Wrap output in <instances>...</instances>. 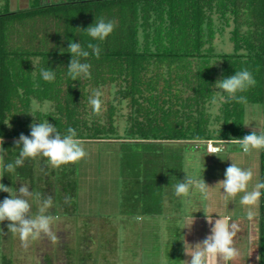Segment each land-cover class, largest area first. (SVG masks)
I'll return each mask as SVG.
<instances>
[{"label": "trees", "instance_id": "1", "mask_svg": "<svg viewBox=\"0 0 264 264\" xmlns=\"http://www.w3.org/2000/svg\"><path fill=\"white\" fill-rule=\"evenodd\" d=\"M31 1L35 6L27 10L0 5V139L7 151L5 163L18 156L14 140L21 133L30 135L29 125L35 119L28 115L32 102L41 107L48 102V113H34L36 122L47 119L62 135L74 128L88 153L86 168L98 166L102 152L118 157L113 186L119 194L116 217L130 214L133 219L140 212L157 215L164 200L177 199L174 185L183 180L185 145L194 147L195 142L208 140L235 144L234 139L252 132L244 128L246 105L258 106L264 120V0H58L39 6L40 0ZM37 16L55 23L53 33H48L47 26L43 32L53 40L54 49L40 47L30 53L23 48L30 43L25 41L27 36L35 38ZM95 18L116 23L103 42L75 29H86ZM230 26L233 51L216 53L213 40L225 36L223 31ZM69 41L85 48L89 42L100 44L98 58L91 50L88 58H82L91 64L90 78L72 81L68 75ZM32 58L40 59L35 68ZM217 62L219 66L214 65ZM42 68L55 70V80L45 82L40 76ZM243 69L252 73L256 84L236 94L245 101L223 94L219 114L213 118L208 107L216 81ZM108 85L114 92L104 111L102 105L99 112L87 114L88 94ZM86 87L87 95L80 90ZM196 150L207 153L204 148ZM80 161L49 167L45 175L40 157L28 159L22 168L0 172L4 175L0 183L16 189L25 183L43 195L49 191L53 206L48 214L72 217L82 207L76 178ZM261 168L264 181V149ZM81 172L85 185H92V174ZM69 196L70 205L64 203ZM5 198L9 194L0 191V202ZM30 203L36 214V204ZM260 217L264 229V195ZM9 223H0V264H11L1 251L2 231ZM65 247L63 243L55 246L63 260L60 264H73Z\"/></svg>", "mask_w": 264, "mask_h": 264}, {"label": "clouds", "instance_id": "2", "mask_svg": "<svg viewBox=\"0 0 264 264\" xmlns=\"http://www.w3.org/2000/svg\"><path fill=\"white\" fill-rule=\"evenodd\" d=\"M116 27L115 21L104 18H95V22L89 25L84 31L93 40L103 42ZM71 54V60L67 66L68 75L72 81L79 80L80 77L90 78L91 64L82 62V58H88L91 54L97 58L102 51L99 43L89 42L85 48L82 43L69 41L68 48ZM35 68V64L32 62ZM216 64V63H215ZM214 64V65H215ZM35 74V70L32 71ZM40 76L45 82H52L56 78L55 70L51 68H42ZM256 80L252 73L247 69L236 71L234 75L218 79L215 88L218 90L217 95L223 98V94H227L233 99L245 101V97H237L238 92L246 91L249 87L254 86ZM74 86V85H73ZM102 92L95 90L89 98V104L94 112H99L102 107ZM50 106L48 102L41 107L35 100L32 102V108L28 115L35 119L29 125L30 135L20 134L19 138L14 140L15 149H19V153L14 162L5 163L7 151L3 148V138L0 139V172L11 173L17 168H22L26 160L40 157L43 160L41 164V172L47 175V169L60 168L62 165L76 163L84 159L88 153L80 139L77 138V132L74 128L69 127L66 134H61L56 126L44 121L36 122L34 115L37 111L48 113ZM10 126V125H9ZM248 126V124H245ZM221 140V139H220ZM238 142L244 153L253 150L264 149V131H252L245 135L242 139H234ZM222 142H229L221 140ZM46 166V167H45ZM186 175L183 180H178L174 185L175 195L182 199L185 206L191 205V194L196 191L200 194L202 201H211L213 199V190H219V195L223 202V206L227 209L230 202L236 200L239 195V204L247 208L246 218L249 222L256 217V207L259 204L261 196L264 195V181H257L254 184V171L252 168L241 167L239 164L232 162L225 170V178L217 182L212 187L205 180L190 175ZM4 175H0L2 180ZM252 185L251 188L249 187ZM30 186L21 183L16 189L7 187L0 183V191L9 194L10 198H5L0 202V223L10 221L7 225L8 231L12 234H18L22 247L27 250L32 242L48 239L53 244L59 241L55 225L59 217L48 214V210L53 206V196H45L42 193H34L29 191ZM223 189V192H221ZM36 198L39 202L38 212L32 214V205L30 200ZM65 204L70 205L71 197H66ZM204 212L206 222L211 225V234L195 244H190L187 239L182 236L183 251L190 259L182 260V264H229L240 256V251L234 246V238L239 232V225L231 221L228 215H221L219 212L213 211L209 214L207 208L201 210ZM199 212V211H196ZM192 212L184 218L181 230L188 229L191 232L195 223V216ZM213 213L218 215V219L213 221ZM137 220L142 217H136ZM251 253L249 254V256ZM259 260L260 257H257ZM161 264H166L162 258Z\"/></svg>", "mask_w": 264, "mask_h": 264}, {"label": "rangeland", "instance_id": "3", "mask_svg": "<svg viewBox=\"0 0 264 264\" xmlns=\"http://www.w3.org/2000/svg\"><path fill=\"white\" fill-rule=\"evenodd\" d=\"M55 1L40 0L36 5L39 6L41 2L47 4ZM6 3L7 8L10 10L17 8L27 10L31 6H35V3L31 0H7V2L6 0H0V5H5ZM226 18L228 22H231L228 16ZM231 29V26L227 29L225 28L223 31L225 36L219 38V35L218 40L213 42L216 53L227 54L233 51L232 43L229 40V31ZM49 33L53 32L49 31ZM35 37H39L41 40V35H35ZM42 39L46 40L48 36H44L43 34ZM37 41L33 42V44H38ZM23 50L30 53L38 52L36 47L33 46H27ZM38 59L35 61H38ZM215 65L219 66V62ZM87 90L88 87L84 90L86 91V95L88 94ZM99 90L102 92L103 108H101L104 111L106 103L110 98L112 99L114 91L109 90V85ZM215 90V96H213L212 103L208 107V112L212 114L213 118L219 114V103L222 100L221 96L217 95L218 90ZM88 95L89 97L92 96L90 94ZM91 107L89 103H86L85 109L87 114H90V110H93ZM244 116V128L246 130L259 132L262 130L261 127L264 120L258 106L256 108V106L246 105ZM245 124H248V126H245ZM222 145L229 147L231 144L225 143ZM235 145L236 151L241 153V145L238 142ZM183 155L185 158L182 161L184 173L182 179H184L185 172H187L198 178L203 177L207 184L214 182L209 172H213L212 169L215 171L216 163L212 162L211 166H209V157L203 150H196L191 144L185 145ZM249 155H256L259 160L261 157V153H252V151L249 152ZM240 156L236 154L233 159L237 164L240 161L242 162V156L239 158ZM97 158L98 166L94 167L93 170L86 168L90 164L87 159H82L78 163L76 178L78 185H81L78 187V197L80 196L82 198V207L77 208L72 217L61 215V218L57 220L55 230L58 232L59 241L53 244L48 239L37 240L32 242L31 246L25 250L21 245L18 234L14 235L8 229H3L1 251L6 260H10L11 264H46L45 262L47 260L48 262H52V264H60V261L63 263V260L59 253L56 254L55 246L63 243L66 245L65 251L72 256L73 264H161L162 258L166 261V264H181L179 254L183 250L181 246L182 241L181 238H177L176 236H181L182 224H174V222L167 225L158 216L150 219L144 216L145 213L142 212L138 215H133V219L130 217V214L127 218L117 219L115 203L118 201L119 194H116L113 186L116 181L114 175H116L115 170L118 166V157H112L102 152ZM217 163L220 166V170H225L229 167L225 163L222 164L218 161ZM258 164H260L257 169L261 172V174L259 172V180L261 181L263 169L261 168V160ZM252 166V161L246 163L247 168H252ZM84 170L92 174V180L94 181L92 185H85V178L81 177L84 176V173L81 172ZM251 186L250 184L249 187L251 188ZM29 191L32 190L29 188ZM47 192L45 195L49 196ZM89 197H91L93 202L89 200ZM176 198V200L171 201L169 208L173 213H187L190 215L192 212L202 213L203 211L201 210H205V208L208 210V201H202L200 194L196 191H193L191 194L190 206H185L181 198ZM216 199H221V197H216ZM31 200L36 204L35 209L33 208V212L35 213V210L39 208V202L35 197ZM221 201L217 203L216 209L218 211L222 209L228 210V208L226 209L223 206ZM136 217H142V219L137 220ZM131 221L134 222L137 228L136 230L131 231L130 228L133 223ZM146 223L150 225L144 227ZM139 226L142 227L139 228Z\"/></svg>", "mask_w": 264, "mask_h": 264}, {"label": "crops", "instance_id": "4", "mask_svg": "<svg viewBox=\"0 0 264 264\" xmlns=\"http://www.w3.org/2000/svg\"><path fill=\"white\" fill-rule=\"evenodd\" d=\"M58 1V0H56ZM42 4H44L45 2H41ZM141 11H139V14ZM151 21V19H150ZM35 23V30H36V35H41V39L43 36V32H44V27L47 26L48 33L49 31L54 32V22L51 21H45L43 19H41L40 17H36L35 20L33 21ZM138 24V23H137ZM78 25V24H77ZM29 27V26H28ZM228 27H226L227 29ZM76 31H78L77 28H75ZM51 34V33H49ZM35 35V34H34ZM37 39H39V37H35ZM33 38L31 35L28 37L25 41H30V43L27 46H33L36 48H49V49H54V42L53 40L48 37V39L44 40V44H42V41H37V39ZM30 39V40H29ZM33 39V40H31ZM215 40H218V36L213 40V42ZM37 41L38 44H33V42ZM33 60H31L35 66L37 64H39V60L35 61L36 59L32 58ZM31 62V65L34 66ZM35 76V75H34ZM85 81V80H84ZM82 94L83 91L85 90V88H81L80 89ZM224 149L221 153H217V154H207L205 153L209 158H208V164L209 166H211V163L214 162L216 163V167H215V171L212 169L213 172H209L210 176L212 177V180L214 182H209L208 185L214 187L218 181L223 180L225 178V170H220V166L218 165V162H221L222 164L225 163L227 164V166H230L232 162H235L233 159L235 157L236 154H238L239 156H242V162L240 161V163H238L241 167H246V163L248 161H252L253 162V166L252 169L254 171V179H253V184L259 180V172L260 170L257 169V167H259L260 164H258L261 160L256 156V155H249V153H244L243 150L241 149V153H238L236 151V145L235 144H231L229 147H226L225 145L223 146ZM230 149V150H229ZM261 153V149L260 150H253L252 153ZM241 156L239 158H241ZM261 156V155H260ZM236 163V162H235ZM261 174V172H260ZM258 177V179H257ZM257 179V181H256ZM120 191V188H119ZM221 192H223V189H221ZM220 197L219 195V190H213V199L211 201H208L209 206H208V212L209 214L213 211L219 212L221 215H228L231 217V221L235 222L239 225V232L237 233L236 237L234 238V246L240 251V256L238 259H236L235 261H230L229 264H264V229L262 226V218L260 217V202L261 199L259 201L258 206L256 207L255 211H256V217L254 220H252L251 222L248 221V219L246 218V212H247V208L245 206H241L239 204V195L236 197V200L233 202L229 203V207L228 210H220L218 211L216 209V205L217 203H219L221 201V199H216ZM221 203H223L221 201ZM176 204V203H175ZM170 205H171V200H164L163 203V207H162V211L158 214V215H150V214H144V216H147L148 218L152 219L155 218L156 216H158L160 219H163V222L165 221L164 224H169V223H180L182 224L184 221V218L186 216H188L189 214L187 213H173L171 212L172 210H170ZM195 216V223L192 226L191 232H189L188 229H183L181 230L182 233L181 235H183L187 241L190 244H195L197 242H201L203 241L207 235L211 234V225H209L206 222L205 219V215L202 212L199 213H195L193 214ZM119 218H123L121 217L119 214L117 215V219ZM218 215L216 213H213V221H215V219H218ZM142 221V220H141ZM139 221V222H141ZM133 222V221H131ZM150 225V224H149ZM149 225L146 226L144 225V227H148ZM152 225V224H151ZM142 226H139V228H141ZM182 227V226H181ZM131 231L136 230V226L134 224V222L131 224ZM177 238H181L182 236H176ZM182 248H183V242H182ZM251 253V255L249 256V254ZM180 263L182 264V260H186V259H190V257H188L187 255H185L184 251L182 250V252H180ZM257 257H260V259L258 260Z\"/></svg>", "mask_w": 264, "mask_h": 264}, {"label": "built area", "instance_id": "5", "mask_svg": "<svg viewBox=\"0 0 264 264\" xmlns=\"http://www.w3.org/2000/svg\"><path fill=\"white\" fill-rule=\"evenodd\" d=\"M194 148L195 149L204 148L208 154L221 153L224 149L222 144H219V143H216V142L210 141V140L195 142Z\"/></svg>", "mask_w": 264, "mask_h": 264}, {"label": "bare ground", "instance_id": "6", "mask_svg": "<svg viewBox=\"0 0 264 264\" xmlns=\"http://www.w3.org/2000/svg\"><path fill=\"white\" fill-rule=\"evenodd\" d=\"M213 140V139H212Z\"/></svg>", "mask_w": 264, "mask_h": 264}]
</instances>
